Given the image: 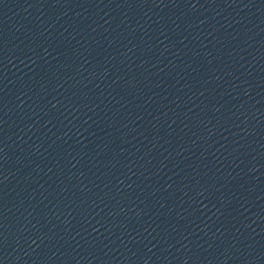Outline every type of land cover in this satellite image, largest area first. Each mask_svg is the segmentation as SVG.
Wrapping results in <instances>:
<instances>
[{
    "label": "water",
    "instance_id": "water-1",
    "mask_svg": "<svg viewBox=\"0 0 264 264\" xmlns=\"http://www.w3.org/2000/svg\"><path fill=\"white\" fill-rule=\"evenodd\" d=\"M0 264H264V0H0Z\"/></svg>",
    "mask_w": 264,
    "mask_h": 264
}]
</instances>
